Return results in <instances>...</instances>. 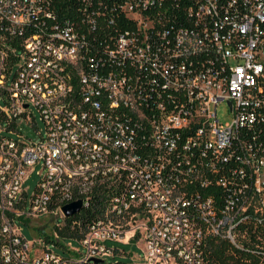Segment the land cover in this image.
<instances>
[{"label": "built area", "instance_id": "2783aa9c", "mask_svg": "<svg viewBox=\"0 0 264 264\" xmlns=\"http://www.w3.org/2000/svg\"><path fill=\"white\" fill-rule=\"evenodd\" d=\"M0 105V264H264V0H0ZM127 235L142 263L106 244Z\"/></svg>", "mask_w": 264, "mask_h": 264}, {"label": "rangeland", "instance_id": "374dc122", "mask_svg": "<svg viewBox=\"0 0 264 264\" xmlns=\"http://www.w3.org/2000/svg\"><path fill=\"white\" fill-rule=\"evenodd\" d=\"M224 114H225V108L223 105H220L218 107V117L224 122L229 121L230 118L228 117L227 113H226V116H224ZM37 128L38 129L42 128V122L39 121L37 118H36V125H33L32 123H29L25 120L20 121L17 125V129L20 132L21 136L24 138H28L32 141H35L39 138ZM12 136L15 138L17 137L16 134H13ZM38 180H39V176L34 171H32L28 175L24 183V187L28 189V195H31V193L34 191ZM46 220H48V216L41 217L39 219V222H44ZM21 226L23 229V234L25 235V237L27 238L29 242L34 241L37 244L42 245V246L47 245L48 247L52 248L57 253L61 255H65V253L60 248V246L53 241L54 238L56 237H55L53 230L51 229L49 230L48 224L40 223L39 231L46 232L47 230H49L51 234H54V237L51 241L45 239L42 234L36 233L34 230H31L27 225L21 224ZM57 238L59 241H61L64 244H67L69 241L61 237H57ZM142 240H143V236H139L138 239L132 241L131 236L127 235L125 239L123 240L107 241L106 244L109 247L115 246L119 250L125 251L126 253L125 255H119V254L116 255L118 259H122L123 261L130 262V263H135V262L142 263V261L140 260L143 256V249H142V244H141ZM77 246H78V243L73 242L72 247L76 248Z\"/></svg>", "mask_w": 264, "mask_h": 264}, {"label": "trees", "instance_id": "16d2710c", "mask_svg": "<svg viewBox=\"0 0 264 264\" xmlns=\"http://www.w3.org/2000/svg\"><path fill=\"white\" fill-rule=\"evenodd\" d=\"M2 119L3 115L0 112V120ZM104 186L99 187L91 193L88 205L83 206V208L77 213L65 218V223L61 228L55 227L54 230L57 232L59 237L67 238L78 235L79 231L85 229L90 222L101 217L104 204L109 199L106 192H109L110 190L107 185ZM72 223L73 226H71ZM205 249L209 256L213 257L215 260L221 261L223 254L225 257V254L229 249V245L224 241L211 238L207 240Z\"/></svg>", "mask_w": 264, "mask_h": 264}, {"label": "water", "instance_id": "95a60500", "mask_svg": "<svg viewBox=\"0 0 264 264\" xmlns=\"http://www.w3.org/2000/svg\"><path fill=\"white\" fill-rule=\"evenodd\" d=\"M82 207H83V201L81 199H78L68 204H65L62 209H63L64 215L68 217V216H71L77 213ZM94 261L97 264H101V260L99 259H94Z\"/></svg>", "mask_w": 264, "mask_h": 264}]
</instances>
